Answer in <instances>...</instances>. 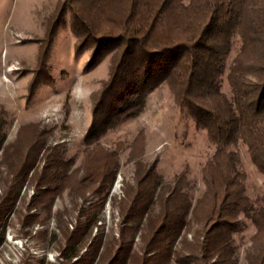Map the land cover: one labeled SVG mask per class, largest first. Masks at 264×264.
<instances>
[{"label":"trees","instance_id":"1","mask_svg":"<svg viewBox=\"0 0 264 264\" xmlns=\"http://www.w3.org/2000/svg\"><path fill=\"white\" fill-rule=\"evenodd\" d=\"M61 1L42 39L43 55H48L58 24L68 12L81 45L89 43L96 56L112 52L109 78L92 94L94 123L88 141L101 128L136 117L148 92L166 82L181 108L215 144L202 168L205 191L195 202L185 190L188 167L172 182L166 181L156 162L144 163L143 148H132L134 184H126L119 201V238L102 252V264H171L175 257L180 263L235 264L234 233L243 226L241 213L255 227L248 264H264V207L246 194L247 174L239 168L235 149L242 141L264 176V0ZM235 37L240 45L227 73L232 90L229 97L221 90L219 77ZM42 59L35 85L46 65V58ZM3 115L0 109V151L4 150L2 159L12 178L0 204V219L14 209L16 190L25 184L42 149L37 148L39 139L30 138L10 155L4 148ZM84 161L76 174L51 161L37 170L34 178L39 196L33 206L50 209L55 194L71 187L84 196L99 194L101 204L93 207L99 210L106 185L114 181L119 169L118 149L96 146L87 150ZM96 213L87 214L75 231L66 233L69 246L61 257L71 261L80 255L77 244L98 221ZM186 227L193 231V238L183 240L180 253L176 246ZM139 231L141 246L135 251ZM101 240L102 236L89 253L92 261Z\"/></svg>","mask_w":264,"mask_h":264},{"label":"rangeland","instance_id":"2","mask_svg":"<svg viewBox=\"0 0 264 264\" xmlns=\"http://www.w3.org/2000/svg\"><path fill=\"white\" fill-rule=\"evenodd\" d=\"M61 2L0 0V109L4 110V148L11 155L14 148L30 138L39 139L37 148H42L25 184L16 190L18 199L14 209L0 219V264H102V252L119 238L122 221L119 201L126 184H134L136 163L131 151L137 146L143 148L144 163L156 162L157 171L166 181L172 182L176 174L188 167L185 190L193 202L206 188L202 168L214 152L215 144L207 131L197 127L190 113L181 108L166 82L148 92L145 106L136 117L114 122L110 128L92 134L96 136L92 140L86 139L94 123L92 94L109 78L112 52L96 56L89 43L81 45L82 39L73 29L68 12L58 24L48 55L44 56L46 47L42 39L48 34L50 17L58 13ZM239 45L240 39L235 37L219 77L221 90L229 97L232 90L227 73ZM41 57L46 58V65L41 81L35 85ZM100 145L110 151L118 149L120 165L114 181L106 185L99 210L93 209L101 204L99 194L84 196L71 187L55 194L50 209L33 206L39 196L34 178L37 170L51 161L75 173L83 167L87 150ZM235 149L240 156L239 168L247 174L246 194L256 205L264 207V176L252 163L242 141ZM3 151H0V204L12 178L8 163L2 159ZM66 159L70 161L64 163ZM92 212H97L98 221L77 244L80 255L71 261L61 257L63 249L69 246L66 233L75 231ZM240 218L243 226L234 233L235 264H248L255 227L246 214L241 213ZM191 225L196 229V223ZM140 234L141 231L134 240L135 251L140 250ZM100 236L101 246L92 261L89 253L97 246ZM185 238H193L189 227L183 230L177 243L180 253ZM171 264L206 263H180L175 257Z\"/></svg>","mask_w":264,"mask_h":264}]
</instances>
